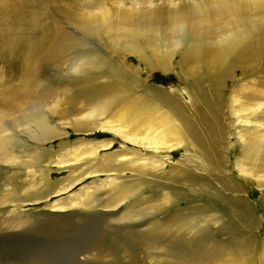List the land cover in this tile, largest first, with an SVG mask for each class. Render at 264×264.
Here are the masks:
<instances>
[{"label": "bare ground", "instance_id": "1", "mask_svg": "<svg viewBox=\"0 0 264 264\" xmlns=\"http://www.w3.org/2000/svg\"><path fill=\"white\" fill-rule=\"evenodd\" d=\"M110 2H89L90 11L74 22L71 13H63L64 29L54 18L48 23L46 15H35L29 24L39 33L35 41L17 53L10 48L19 78L18 85L0 89V171L6 169L0 172V236L10 237L28 223L29 201L40 203L52 190L60 189L59 195L73 187L47 184L37 190L31 184L28 177L37 168L50 173L70 165L62 155L72 154L73 145L64 141L72 153L59 155L45 145L68 138L70 130L103 132L138 148L143 166L118 169L134 171L136 181H103L64 204L46 206L56 222L68 219L85 231L108 225L103 231H114L110 247L85 251L77 264H264L258 257L264 240L258 245L251 233L233 230L214 207L199 204L218 196L209 182L198 184L205 180L199 172L206 164L215 173L227 165L232 147L224 121L234 124L240 141L246 137L245 164L264 172V0H160V5L132 0L131 9L125 0H113L117 9ZM82 32L94 36L98 47L63 62L57 67L62 73L45 81L47 61L53 67L69 46H82L75 37ZM130 58L138 65L129 64ZM143 70L152 77L174 74L181 89L145 92ZM181 151L184 159L175 161ZM241 163L237 159L236 167L249 181ZM15 169L29 176L15 179L8 174ZM112 170L103 161L91 174ZM217 179L247 226L244 218L251 212L236 196L241 189L227 175ZM263 181H255L258 190L264 191ZM221 235L223 240L214 237Z\"/></svg>", "mask_w": 264, "mask_h": 264}, {"label": "rangeland", "instance_id": "2", "mask_svg": "<svg viewBox=\"0 0 264 264\" xmlns=\"http://www.w3.org/2000/svg\"><path fill=\"white\" fill-rule=\"evenodd\" d=\"M93 1L94 0H0V89H7L8 85H18L16 79L19 78V69L17 68L18 62L14 60L15 58H12L13 55L10 48L15 47V49H13L15 50L14 52H16V50L18 52L23 50L26 45L30 44L29 40L35 41L34 39L38 37L39 33H32L29 26L30 21L35 20V15H46V22L48 23L54 18L56 21L61 22L60 26L64 29L66 28L65 23H63L65 20L61 19V16H64L63 13H71V15H73V22L77 19L80 20L84 16V13L90 11L86 4L89 2L92 3ZM125 2L124 6L131 9V6H133V3H131L132 0H125ZM110 4L112 8L117 9V5L113 0ZM160 4V0L158 3H154V5ZM80 35L75 37H80L84 46H67L68 48L61 54L60 61L57 65L53 66L54 68L51 66L54 61H47L48 64H46L45 67L49 72L44 76L45 81L54 73H62L58 68H60L63 62L74 60L76 56L88 55L90 52H93L92 49L98 47L99 44L94 39V36L90 34L88 36L83 32L82 35ZM129 60L130 61L127 60L129 64L138 65L135 59L130 58ZM111 62L117 63V61ZM116 66L117 65H113V67ZM237 78H239L238 75ZM250 79L255 81V76ZM179 80L175 78L174 74L169 77L159 73L152 77L150 72L143 70V76L141 78L143 83L141 84L142 87L144 86L145 92L154 93V91L158 92L162 89L169 91H172L174 88L181 89ZM184 89L186 88L184 87ZM213 95L214 93L209 96L211 100L214 99ZM184 98L185 101H188L186 97ZM207 113L212 115L209 109ZM231 123L232 122L224 121L223 124L230 131L228 146L232 147L228 155L229 158L225 161L227 165L223 167L221 171L218 169L215 173L213 170L214 167H209L210 165L206 164L208 167L203 168V170L200 169L199 172L201 179L205 178V180L200 181L198 184L205 181L209 182V184L213 185L216 189L215 195H217L218 198H216V201H209L205 197L202 200L203 202H199V204L214 207L216 211L222 214L224 219L231 223L233 230L237 233H239V229L242 232L247 231L251 233L253 237L257 238V243L260 245V241L264 240V191L257 189L255 181L258 182L260 179L263 181L264 172L258 174L255 168L245 164L246 155L249 153V150L243 149L241 146L245 144L246 137L243 141H240L234 129V124ZM199 128L202 133L204 129L202 126H199ZM68 132L70 133L68 138L56 140L45 145V150L58 151V155L62 152H71L69 151L71 147H63L65 145H63L64 141L73 145L72 154L69 156L61 154L62 157H66V161H70L68 168L66 167L64 170H60L55 167L50 173H43V168H37L28 179L31 184L33 181L35 182L37 190H42L47 184L64 185L63 188H67L71 185H73V187L68 193L59 195L55 194V192H59L60 189L52 190L51 192L53 193L50 194V199L45 200V197L44 201L40 203L29 201V206L27 208L29 211L26 213L27 215L25 214L28 223L20 232H15L10 237L0 236V264H77L80 256L85 251L97 247L108 248L112 245V236H110V233L114 231L104 232L108 229V225H103L97 230L88 229L89 231H85L84 228H82L83 225H79L74 221L71 222L68 219L56 222L50 218V214L45 208L48 205L56 203L64 204V201L66 202L71 196L77 195L81 190L92 189L103 181L116 180L119 183L136 181L138 174H135L134 171H119L118 169L125 166H129V169L133 170L141 168L143 165L141 164L140 158L143 153L140 152L138 148L126 144L121 139L109 133L96 132L93 135H88L84 133H74V131L71 130ZM262 132V136H264V130H262ZM244 134L245 136L250 135L249 133ZM19 137L28 140L26 136ZM107 143H113L110 150L105 149L101 151L98 149ZM61 147H63L62 150H60ZM93 151H98V155L92 154L94 153ZM184 155L185 153L182 151L177 152L174 156L175 161L184 159ZM146 158H150V156L146 155ZM237 159L242 161L241 166H243V170L251 173L252 176H250V173L247 175L249 181L246 180V176L244 177L239 173L238 167H236ZM103 161H105V163L109 162L114 170L92 175L91 172L96 171L97 167H99ZM131 162H136V165H129ZM251 171H255L256 175L260 176V179L256 180L257 177L255 173ZM0 172L2 173L0 174L3 175L6 173V169L3 168V172L2 170ZM8 174H12L15 179H23V177L28 175L27 171L24 169H15ZM218 175L222 176L223 179L224 175H227V180H230L232 184L241 189L242 193H238L236 196L244 198V208H247L251 212L250 215L244 218V222L247 226L241 225L239 216L235 213L238 212L237 208L231 207L232 204L227 199L230 193L224 191L221 185L218 184ZM224 180L226 181V177ZM199 200H201V197H199ZM185 205L184 203L181 206ZM241 211L240 213L243 215ZM211 235L212 234L208 233L206 236L212 238ZM214 237L216 240L224 239L222 235L218 236V238L216 236ZM176 246L178 247V245ZM258 257H263L264 263V242L258 251Z\"/></svg>", "mask_w": 264, "mask_h": 264}]
</instances>
